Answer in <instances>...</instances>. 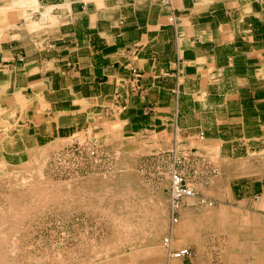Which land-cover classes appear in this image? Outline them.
<instances>
[{"label":"crops","instance_id":"obj_1","mask_svg":"<svg viewBox=\"0 0 264 264\" xmlns=\"http://www.w3.org/2000/svg\"><path fill=\"white\" fill-rule=\"evenodd\" d=\"M15 114L26 146L108 126L216 148L239 183L174 238L190 264H264V0H1L0 116Z\"/></svg>","mask_w":264,"mask_h":264},{"label":"rangeland","instance_id":"obj_2","mask_svg":"<svg viewBox=\"0 0 264 264\" xmlns=\"http://www.w3.org/2000/svg\"><path fill=\"white\" fill-rule=\"evenodd\" d=\"M114 128L79 131L59 139L61 144L53 142L41 159L0 166V256L5 264H190L191 257L171 258L184 248L181 236L174 238L176 230L188 220L215 222L239 181L224 177L216 148L207 147L202 157L179 136L122 139ZM1 134L10 132L2 128ZM256 167L262 171L263 162ZM173 169L183 172L196 193L183 199L179 210L172 204Z\"/></svg>","mask_w":264,"mask_h":264},{"label":"bare ground","instance_id":"obj_3","mask_svg":"<svg viewBox=\"0 0 264 264\" xmlns=\"http://www.w3.org/2000/svg\"><path fill=\"white\" fill-rule=\"evenodd\" d=\"M17 109V108H16ZM20 110H22V108L20 109ZM19 117H20V115L19 114H15L12 118H10V119H7V120H5L3 117H1L0 116V166H3V165H6V164H8V163H12V164H15V165H17V164H20V163H24L27 159H41L42 157H44L46 154H48L49 152H48V150L49 149H51L54 145H55V143H53L52 145H49V146H47V147H44L43 149H41V147L40 146H38V145H35V147H31V148H29V149H26L25 148V146H23V144H21V143H24L23 142V139L26 137L23 133H22V125L21 124H19L18 123V119H19ZM2 128H4V130L5 131H9L10 132V135L8 136V137H4L3 138V135L1 134V131H2ZM57 143V142H56ZM58 144H61V142H59V140H58ZM43 160V159H42ZM45 160V159H44ZM43 160V161H44ZM47 160V159H46ZM39 167V166H38ZM41 167V166H40ZM8 170V169H7ZM41 170L42 169H40L39 171L41 172ZM38 171V169H37V173L39 172ZM12 172V171H11ZM21 172V171H20ZM7 173V172H6ZM36 173V174H37ZM18 174V173H17ZM5 175V174H4ZM39 176H40V173L38 174ZM8 176V175H7ZM16 176V175H15ZM14 176V177H15ZM13 177V176H12ZM33 177H35V176H33ZM1 178V177H0ZM37 178V177H36ZM43 178V177H42ZM41 178V179H42ZM32 179V178H31ZM35 179V178H34ZM17 180H18V178H17ZM23 181H24V179H22ZM21 180V181H22ZM28 180V179H27ZM27 180H25L26 182H27V184H28V182L29 181H27ZM43 180H44V178H43ZM172 180V179H171ZM14 181V180H13ZM45 181V180H44ZM48 181H50V180H48ZM71 181V180H70ZM53 182V181H52ZM51 182V184L50 185H52L53 183ZM15 183V182H14ZM17 183V182H16ZM19 183V182H18ZM43 184H45L44 182H42ZM50 183V182H49ZM60 183V182H59ZM62 183V182H61ZM47 184V183H46ZM13 185V184H12ZM42 185V184H41ZM66 185V184H65ZM74 185V184H73ZM77 185V184H76ZM67 186V185H66ZM71 186V185H70ZM78 186V185H77ZM16 187V186H15ZM25 187V186H24ZM55 187V186H54ZM90 187V186H89ZM45 188V187H44ZM93 188V187H92ZM195 188V187H194ZM63 189V188H62ZM66 189V188H65ZM75 189H77V188H75ZM87 189V188H86ZM196 189V188H195ZM42 189H34V191L36 192V193H38V194H43L44 192L43 191H41ZM72 190H73V188H72ZM118 190V189H117ZM29 191V190H28ZM57 191H59V190H57ZM74 191V190H73ZM116 191V190H115ZM33 192V191H32ZM34 193V192H33ZM55 193V192H54ZM72 193H74V192H72ZM82 193V192H81ZM105 193V192H104ZM25 194V193H24ZM35 194V193H34ZM87 194V193H86ZM37 195V194H36ZM83 195H85V194H83ZM111 195V194H110ZM54 197H55V195H53ZM90 196V195H89ZM15 197V196H14ZM194 197H196V196H192V197H190V198H194ZM202 197V196H201ZM5 198V197H4ZM18 198V197H17ZM47 198V197H46ZM57 198V197H56ZM111 198V197H110ZM128 198V197H127ZM87 199H89V198H87ZM104 199V198H103ZM114 199V198H113ZM131 199V198H130ZM185 199V198H184ZM197 199V198H196ZM195 199V200H196ZM30 200V199H29ZM31 200H33V199H31ZM111 200H112V198H111ZM127 200V199H126ZM129 200V199H128ZM127 200V201H128ZM194 200V199H193ZM46 201V200H45ZM68 201H70V199L68 200ZM93 201V200H92ZM101 201V200H100ZM114 201V200H113ZM197 201V200H196ZM13 202H14V200H13ZM16 202V201H15ZM14 202V203H15ZM27 202V201H26ZM31 202V201H30ZM43 202V201H42ZM49 202V201H48ZM83 202H85V201H83ZM104 202V201H103ZM111 202V201H110ZM118 202V201H117ZM182 202V201H181ZM35 203V202H34ZM82 203V202H81ZM95 203V202H94ZM97 203H98V201H97ZM100 203V202H99ZM112 203V202H111ZM126 202H124V204H125ZM184 203H185V201H184ZM45 204V203H44ZM85 204V203H84ZM130 204V203H129ZM173 204V203H172ZM204 204H205V202H204ZM28 205V204H27ZM40 205V204H39ZM39 205H37V207L39 208ZM50 205H52V204H50ZM56 205V204H55ZM180 205H181V203H180ZM14 206H16V205H13V207L12 208H14ZM43 206V208H44V205H42ZM62 206V205H61ZM118 206V205H117ZM127 206H128V204H127ZM205 206H207L206 204H205ZM59 207V206H58ZM121 207V206H120ZM174 207V206H173ZM180 207V206H179ZM178 207V208H179ZM183 207V206H182ZM125 208H129V207H125ZM33 210H34V207L32 208ZM190 209V208H189ZM22 210V209H21ZM100 210V209H99ZM174 210H175V207H174ZM177 210H179V209H177ZM201 210V209H200ZM12 211H13V209H12ZM39 211H41V210H39ZM14 212V211H13ZM31 212V211H30ZM102 212V211H101ZM16 213V212H15ZM173 213V212H172ZM245 213V212H244ZM27 214V213H26ZM43 214V213H42ZM107 214V213H106ZM9 215V214H8ZM7 215V216H8ZM29 215V214H28ZM27 215V216H28ZM11 216V215H10ZM15 216V215H14ZM16 216H18V215H16ZM15 216V217H16ZM24 216V215H23ZM112 215L110 214V217H111ZM115 216V215H114ZM114 216H112L113 218H114ZM172 216V215H171ZM183 216V215H182ZM22 217V216H21ZM111 217V218H112ZM116 217V216H115ZM121 217V216H120ZM122 217H123V215H122ZM12 218V217H11ZM26 218V217H25ZM24 218V220H26ZM119 217H117V219H118ZM176 218V217H175ZM10 219V218H9ZM18 219V218H17ZM141 219V218H140ZM172 219V218H171ZM23 220V219H22ZM116 220V218L114 219V221ZM174 220H176V219H174ZM15 221V220H14ZM13 221V222H14ZM122 221V220H121ZM120 221V222H121ZM143 221V220H142ZM172 221V220H171ZM178 221V220H177ZM4 222H5V220H4ZM4 222H2V223H4ZM15 222H18V221H15ZM115 222H117V221H115ZM120 222H119V220H118V223L120 224ZM129 222V221H128ZM118 223H116V225L118 224ZM121 223H123L124 225H125V223L124 222H121ZM144 223V222H143ZM5 224V223H4ZM11 224H12V221H11ZM118 224V225H119ZM134 224V223H133ZM132 224V227L134 226ZM139 224V223H138ZM18 225H19V222H18ZM121 225V224H120ZM119 225V226H120ZM127 225V224H126ZM143 225H145V224H143ZM2 226H3V224H2ZM22 226V225H21ZM147 226V225H146ZM18 227V226H17ZM116 227V226H115ZM121 227H122V225H121ZM130 227H131V225H130ZM144 227V226H143ZM2 228V227H1ZM0 228V229H1ZM117 228V227H116ZM119 228V227H118ZM123 228L125 229V227L123 226ZM137 228H139V227H137ZM229 228V227H228ZM15 229L16 230H18L19 228H16L15 227ZM126 229H128L127 227H126ZM223 229V228H222ZM236 229V228H235ZM8 230V229H7ZM120 230H122V229H119L118 230V232H120ZM132 230V229H131ZM137 230V229H136ZM145 230V229H144ZM124 231H127V230H124ZM132 231H134V230H132ZM143 231V230H142ZM141 231V232H142ZM12 232H14V231H12ZM16 233H17V231H15ZM117 232V231H116ZM129 231H127V233H128ZM138 232V231H137ZM227 232V231H226ZM233 232V231H232ZM144 233H145V231H144ZM10 235H11V233H9ZM119 234V233H118ZM122 234V233H121ZM121 234H120V236H121ZM135 234V233H134ZM0 235H1V232H0ZM12 235H13V233H12ZM125 235V234H124ZM127 235V234H126ZM128 235H131V234H129L128 233ZM119 236V237H120ZM123 236V235H122ZM137 236V235H136ZM142 236V235H141ZM6 237H8V236H6ZM10 237V236H9ZM127 237V236H126ZM122 238V237H121ZM170 238V237H169ZM3 239H4V237H3ZM2 239V241H4ZM9 239V238H8ZM123 239H124V237H123ZM1 241V242H2ZM9 241V240H8ZM16 241V240H15ZM5 242V241H4ZM7 242V241H6ZM169 242V241H168ZM13 243H14V241H13ZM170 243H172V241L170 242ZM201 243V242H200ZM2 244H0V253H1V246ZM6 245V243H4V245L3 246H5ZM168 247H169V245H168ZM14 248L16 249V247L14 246ZM188 248V247H187ZM110 249V248H109ZM182 249H186V247L185 248H182ZM5 250H6V247H5ZM112 250H114V249H112ZM10 251H11V249H10ZM15 251V250H14ZM110 251V250H109ZM192 251V250H191ZM2 252H3V254H5L4 253V251L2 250ZM8 252H9V250H8ZM7 252V253H8ZM175 252V251H174ZM103 253H105V252H103ZM169 253V252H168ZM101 254V253H100ZM205 254V253H204ZM107 255V254H106ZM116 255V254H115ZM122 255V254H121ZM167 255V254H166ZM193 255V254H192ZM207 255V254H206ZM117 256V255H116ZM168 256V255H167ZM205 256V255H204ZM9 257H12V255L10 256V254H9ZM13 257H14V253H13ZM96 257H98V256H96ZM129 258V257H128ZM162 258V257H161ZM171 258H172V256H171ZM173 258H175V257H173ZM209 258H211V257H209ZM209 258H207V259H209ZM108 259V258H107ZM131 259H133L132 257H131ZM143 259V258H142ZM175 259H182V258H175ZM204 259V258H203ZM158 260H159V258H158ZM7 261V260H6ZM10 261H12V258L10 259ZM122 261V260H121ZM102 262V261H101ZM0 264H5V259L3 258V257H1L0 256ZM7 264V263H6Z\"/></svg>","mask_w":264,"mask_h":264},{"label":"built area","instance_id":"obj_4","mask_svg":"<svg viewBox=\"0 0 264 264\" xmlns=\"http://www.w3.org/2000/svg\"><path fill=\"white\" fill-rule=\"evenodd\" d=\"M171 191H172L173 206L175 207V209H177L180 206V203L184 198L196 196L194 189L189 185L183 172L177 169H173L172 172ZM191 255H192V251L190 248L177 250L172 253V257L175 258H186V257H190Z\"/></svg>","mask_w":264,"mask_h":264}]
</instances>
